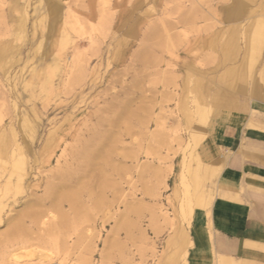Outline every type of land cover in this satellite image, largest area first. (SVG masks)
I'll list each match as a JSON object with an SVG mask.
<instances>
[{"label": "rangeland", "instance_id": "374dc122", "mask_svg": "<svg viewBox=\"0 0 264 264\" xmlns=\"http://www.w3.org/2000/svg\"><path fill=\"white\" fill-rule=\"evenodd\" d=\"M240 3L0 0V143L21 141L24 131L19 117H27L37 127L28 140L27 166L32 174L22 184L23 194L4 188L7 172L0 166V202L5 205L0 214V264H13L9 261L13 255L19 264H186L193 211L209 209L200 189V169H194L193 183L188 171L195 167L207 137L214 141L217 125L225 119L223 110L213 109L210 90L220 86L215 77L234 67L244 52L242 31L233 32L236 52L223 62L222 44L212 46L211 40L219 23L224 29L236 28V18L247 12L264 15V0ZM67 7L82 25L77 31L67 24L66 30L79 44L80 63L85 62L87 71L94 69L95 74L81 79V68L75 67L76 75H64L60 81L57 72L53 78L57 89L45 97L35 89L31 68L43 69L53 27L64 20ZM21 12L26 13L23 31L18 29ZM243 20V24L248 21ZM225 34L221 41L231 39L230 32ZM68 54H73L72 49ZM260 55L257 62L246 63L245 77L237 82L243 90L235 94V103L246 107V116L235 124H242L251 115L250 106L256 105L259 116H252L250 123L256 119L264 127V44ZM186 103L193 112L190 123ZM201 110L203 117L199 116ZM93 128L111 134L105 149L112 167L100 174L108 185L106 197H100L101 187H96L94 202L82 201L71 211L67 206L57 210L47 201H37L44 195L46 177L57 172L55 161L63 145L72 154L77 145L71 135L78 129ZM192 130L193 142L189 141ZM60 133L64 142L47 162L49 149H41L46 140H55ZM201 160L207 163L204 156ZM210 183L207 185L213 188ZM61 213L65 214L63 224ZM36 214L42 215L40 222L55 218L45 226H34L31 218ZM50 225L56 232L51 228L49 234ZM182 237L188 239L187 244Z\"/></svg>", "mask_w": 264, "mask_h": 264}, {"label": "crops", "instance_id": "0c3cea01", "mask_svg": "<svg viewBox=\"0 0 264 264\" xmlns=\"http://www.w3.org/2000/svg\"><path fill=\"white\" fill-rule=\"evenodd\" d=\"M247 1L239 0L243 2L241 5ZM23 13L18 23L21 31L26 19V13ZM250 14L239 16L235 22L245 25L247 22L243 24V17L249 20L258 16ZM227 29L232 34L230 38L234 37L235 30L233 33L232 27ZM261 52L259 59L262 58ZM242 57L235 68L241 65ZM222 58L221 62L227 59L224 55ZM221 76L215 77L214 81L221 87L210 90V100L215 111L225 113L224 123L217 125L214 141L207 137V142L198 151L195 167L188 171V180L193 183L194 169H200L203 175L200 189L204 191L203 200L209 209L193 211L188 228L190 245L186 264H264V131H261L264 127L256 119L250 123L252 116H259L256 105L250 106L251 115L242 124H235L238 118L246 116L243 112L246 107L235 103V94L226 90ZM242 90L240 86L238 92ZM204 113L201 110L199 116L203 117ZM14 142L8 144L12 146ZM1 143L4 150L7 143ZM201 156L207 159V163L201 160ZM209 182L212 186L214 184L213 188L207 185Z\"/></svg>", "mask_w": 264, "mask_h": 264}, {"label": "bare ground", "instance_id": "6f19581e", "mask_svg": "<svg viewBox=\"0 0 264 264\" xmlns=\"http://www.w3.org/2000/svg\"><path fill=\"white\" fill-rule=\"evenodd\" d=\"M236 8L237 7H235L234 9H236ZM237 10H239V9H237ZM234 12H236V11H234ZM252 12L253 11H250L251 14H254V12L253 13ZM23 15H24V13H23ZM68 20H70V21L68 22ZM35 22L32 23V28H34L33 25L35 24ZM229 22H230V20H229ZM67 24H70V26H71L70 28H72L73 30H77V31L81 30V25L82 24L80 22V19L76 16L75 12L70 9V7H67L66 16H65L64 20L61 23H58V24H56L53 27L54 28V30H53L54 31V33H53L54 35H53V37H52V39L50 40V43H49V52H47L48 58L44 62L43 69H40V70L36 71V70H34L33 67L31 68V70L33 69V73H34L33 75L35 77V84H34L35 85V89L38 90L40 93H45L44 94L45 97L47 96L46 94H49L51 92V90L57 89L55 87V85L53 84V78L55 77L57 72L59 73L58 79L60 81H63L62 78H63L64 75L68 76V78H69V75H71L73 73V70L75 69V67L77 69L81 68L80 69L81 74H79L81 79L86 78V80H87L88 75H94L95 74L94 73V71H95L94 69L89 70V72L87 71V66H86L85 62H84L85 64L84 63H82V64L80 63L79 44L67 32L66 27H65V25H67ZM231 24H233V23H231ZM218 25H219L218 26L219 28H217L216 25L214 26L218 30L215 33V38H213L211 40V45L214 46V45H217L218 42H220L222 44V47L224 48V49H222V51H223V55H224V59H225V58L228 57V55H232L233 52H235L236 45H235V41L232 38L231 39L228 38V40H225V41H221L220 40V38L225 33H227L226 31L228 29H224L225 27L220 26V23ZM241 25H239V23L236 22V28L233 27V32H234V30L237 31V32H241L242 31L243 37L245 38L244 39V43H243L244 46H245V50H244V54H243V57H242V63H241V65L238 68L231 67V68H227V70H224L223 73H222V76H221L222 79H220L221 83L224 85L226 90L229 93H232V94H236L238 92L239 87L241 86L237 82L242 81L244 79V77H245V72L244 71H245L246 63L248 64L249 62H252V61L255 62V61H257L259 59V53L261 52V50L263 48V44H264V15L255 16L252 19H249L245 25H242V27H241ZM70 49H72V51H73V54L71 56H69V54H68V50H70ZM44 56H46V55H44ZM248 67L249 66L247 65V68ZM250 71H251V68H250ZM73 74L76 75L75 73H73ZM91 81H92V79H91ZM64 82H66V81H64ZM93 82H94V80H93ZM84 83H85V81H84ZM87 84H89V83L87 82ZM45 100L46 99H44L42 101H45ZM42 101H41V103H43ZM184 109L186 111V114H187L188 119H189L188 121L190 123L191 116H192V113H193L192 112V108H191V106L188 103H186ZM34 115L37 118L36 114H34ZM19 119H20V122H19L20 124L19 125H21V127H22L21 129H23L24 135L22 136L20 142H14L12 144V146H11V144L7 143L4 146V150H2L3 149L2 147H0V150H1L0 154H3L5 156L4 160L0 159V166L7 172V178L5 179L4 185H3L4 188L5 189L13 188V189H16L18 194H23L25 189H23V185L22 184L27 179V177H30V175L32 174L31 166L28 168V166H29L28 165V162H29L28 160L29 159L26 157V156H28V155H26V152L28 153V150H29V147H30L29 146L30 142H28V140L34 137L37 127H36V124L33 121H31L30 119H28L25 116H23L21 118L19 117ZM111 122L114 123L113 120ZM11 132H12V130H11ZM74 132H75V130H74ZM12 134H13V132H12ZM73 135H71L72 136L71 138L75 142V144L77 145V149L79 148V151H76L77 149H75V150L73 149L74 152L72 154H70V153L67 152V148H65V146L63 145L64 148L62 149V151L60 152V155L56 158V161H55L56 162V168L55 169H56L57 172H55V174L52 175V173L49 171L50 175H48L46 177L47 179H46V183H45L44 195L41 198H39V199L36 198L37 201H39V202L40 201H43V202L47 201V203L48 202L51 203L53 205V207L55 209H57V210H58V207L59 208H64V207L67 206L68 210L71 211V210H74V208L79 207L80 204L82 205V201H83V203H85V202H94V199H93L94 196H92V195H96L95 193H93V191L96 190V187H101L100 188L101 194H99L100 197L101 196L106 197V194H107L105 190L108 188V185H106L105 182L102 181V178L100 179V174L101 175H103L102 173L105 174L107 172V170L108 169L110 170V168L112 167V166H110L111 164L108 161V155H109L108 151L105 149V146H108V145H106V143L108 142V139L111 138V134L107 133L105 131H102V130H98L97 128H93V129H89V130H86V131H84L82 129H78L75 132V134H73ZM63 136L64 135L62 133H60L59 136L56 137L55 140H53V138H51L49 141L46 140V142H45V144H44V146H43V148L41 150L42 151H47V149H49V151L47 153V156H46L47 159H48L47 162L51 161L50 158L55 153V149L60 145L61 142H64ZM85 136H87V139L83 140L82 137H85ZM23 138H24V140H23ZM190 139H192V141H193V134L192 133L190 135ZM61 171H62V173H61ZM35 173H36V171H35ZM99 179L101 181H99ZM106 179H108V178H106ZM198 180L199 179L195 180V183L197 185L199 184ZM99 183H100V186H99ZM122 183H124V182H122ZM107 184H109V183H107ZM32 195L33 194H31V196ZM125 195H124V197H125ZM125 203H126V200H125ZM4 206L5 205L2 202H0V214H1ZM48 206H49V204H48ZM53 207L50 208V209H53ZM127 210H128V208L124 209L125 212ZM75 211H77V209ZM182 213L185 214V210L184 209L182 210ZM20 216L24 217V216H22V214ZM60 217L63 220L65 218V214L61 213ZM41 218H42L41 214H36V215H34L31 218V223L34 226L39 225V224H41L42 226H45L46 223L49 222V219H52V218H55V217H51V218L50 217L49 218L45 217V219L47 221L43 220V222H40ZM68 221H66V222H68ZM64 222L65 221L63 220L62 224ZM54 223H56V221H54ZM102 223H103V221H102ZM52 224H53V221H52ZM58 224L59 223L57 221V223H56L57 227L60 226V225L58 226ZM47 228H49V229H47V231H50L52 227L50 225L49 227L47 226ZM54 228H55V226H54ZM60 229L58 228L59 232L62 231V230L60 231ZM38 230H39V228H38ZM53 230H55V232H56V229L52 228V232H54ZM50 233H51V231L49 232V234ZM35 235H36V232H35ZM59 235H61V234H59ZM41 236H42V234H41ZM54 237H53V239H54ZM34 238L36 240V237H34ZM39 239L41 241V238H39ZM79 239H81V238H79ZM187 240L188 239H184V237H182L183 243L187 244ZM43 244H44V242H43ZM32 250H31V252H32ZM44 251L42 250V252H44ZM34 253H36V252H34ZM37 253H39V252L37 251ZM41 255H40V257H41ZM28 256H30V255H28ZM11 257H12V259H10L9 261H11L13 264H16V263L19 262L18 261V257H16L15 255H13ZM31 257H32V255H31ZM44 258H45V256H44ZM41 259H43V258L41 257ZM43 261H44V259H43ZM51 261H52V259H51Z\"/></svg>", "mask_w": 264, "mask_h": 264}]
</instances>
